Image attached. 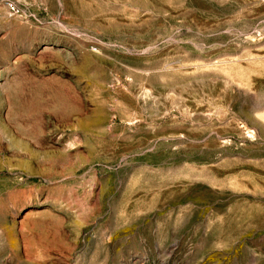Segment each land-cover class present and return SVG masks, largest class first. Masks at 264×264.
<instances>
[{"label":"rangeland","instance_id":"rangeland-1","mask_svg":"<svg viewBox=\"0 0 264 264\" xmlns=\"http://www.w3.org/2000/svg\"><path fill=\"white\" fill-rule=\"evenodd\" d=\"M0 264H264V0H0Z\"/></svg>","mask_w":264,"mask_h":264}]
</instances>
